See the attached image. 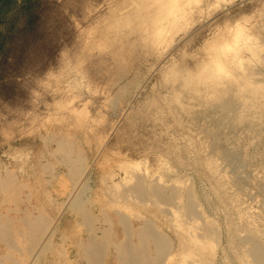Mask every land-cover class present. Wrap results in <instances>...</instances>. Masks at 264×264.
<instances>
[{
    "label": "rangeland",
    "instance_id": "1",
    "mask_svg": "<svg viewBox=\"0 0 264 264\" xmlns=\"http://www.w3.org/2000/svg\"><path fill=\"white\" fill-rule=\"evenodd\" d=\"M211 61L231 77L204 82ZM64 138L90 163L96 214L116 222L114 206H128L178 243L164 211L108 187L126 163L169 180L167 166L220 228L218 264H246L244 229L264 244V0H0V177L24 185L14 198L0 192V215L31 198V214L59 218L54 264H90L74 246L87 243L82 219L57 203L71 186L53 175L66 170L52 154ZM186 197L161 207L182 215ZM115 234L124 238L121 225ZM2 242L0 255L21 259ZM104 264L124 263L111 250Z\"/></svg>",
    "mask_w": 264,
    "mask_h": 264
},
{
    "label": "bare ground",
    "instance_id": "2",
    "mask_svg": "<svg viewBox=\"0 0 264 264\" xmlns=\"http://www.w3.org/2000/svg\"><path fill=\"white\" fill-rule=\"evenodd\" d=\"M231 57L237 62L244 59L240 57L238 50L234 51ZM238 65L241 66L242 63ZM225 66L224 62L211 61L205 67L208 76L204 78V82L218 84L220 82L217 81L218 78L221 80L231 77L221 73L225 71ZM220 73L226 76H221ZM52 154L57 155V163L66 168L62 174L53 172L54 180H57L58 176L64 175V181L71 185L69 191L68 188L65 189L68 192H63L66 197L56 202L64 208V211L82 219V223L78 221L77 223L84 227L87 243L78 242L74 246L82 250L90 264H104V259L111 250L120 256L124 264H218L220 228L209 224L211 219L204 212L201 200H198L192 187L184 186V180L174 170L166 166L170 181L166 180L163 175L150 178L148 174L151 171L147 163L134 165L136 164L134 161L129 162L122 166L126 178L122 181L114 179L108 187L114 192L120 193L121 199L124 198L131 203L142 205L143 209L154 206L156 209L164 211L178 234V243L164 231L158 229L152 219L140 213L131 212L128 206H125L124 209L119 208L118 204L114 206L117 215L116 222L107 210H101L100 215L96 214L95 206L100 207L90 192L88 175L91 166L82 150L70 138H64L57 143V148L52 150ZM53 166L49 164L45 167L52 173ZM168 183H172V185ZM118 184L122 185L120 191L116 188ZM23 186L17 182L13 172L7 173L5 178L0 177V192L7 193L10 197H12L11 194H16V191L23 190ZM182 192L187 194L182 215H177V211L161 207L162 204L171 206ZM27 201L28 206L24 209L17 207L15 210L0 215V239L4 242L5 247L15 250L21 256V259L18 258V260L10 254L0 255V264H54L52 255L56 250L55 239L59 232L57 225L59 218L53 219L45 210H42L38 215L31 214L34 206L31 198L25 200V202ZM15 213L19 215V218H16ZM132 215L142 222V226L139 227L136 234L139 243L133 242L135 228L130 220ZM117 224L121 225L124 230V238L120 241H117L115 234ZM150 242L153 244L155 256L149 253ZM237 243L242 250L243 261L246 264H264V244L258 236L253 234L252 228H245ZM68 251V247H64L63 255L67 256ZM68 262L72 264L70 260Z\"/></svg>",
    "mask_w": 264,
    "mask_h": 264
}]
</instances>
